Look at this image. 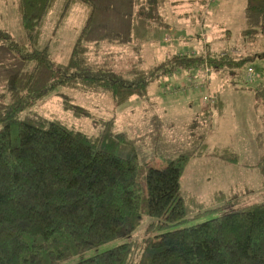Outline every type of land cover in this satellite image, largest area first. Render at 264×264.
I'll return each mask as SVG.
<instances>
[{
	"label": "trees",
	"instance_id": "obj_1",
	"mask_svg": "<svg viewBox=\"0 0 264 264\" xmlns=\"http://www.w3.org/2000/svg\"><path fill=\"white\" fill-rule=\"evenodd\" d=\"M124 1L18 0L23 37L15 40L0 29L4 47L0 68L14 61L22 64L21 71L1 79L8 104L0 113V264H63L79 257L83 258L73 264H264V201L186 226L191 209L180 188L194 158L211 153L238 162L231 147L210 150L206 124L212 114L221 117L227 112L219 83L229 72L236 76L235 70L247 65L245 83L259 80L253 61L264 60V42H260L264 0H246L243 28L244 42H260L262 51L230 54L206 42L199 54H169L146 69L140 65L141 39L136 42L123 35L133 25L128 29L112 26L115 20L125 21L128 9L117 7ZM164 1L131 0L136 4L134 21H147L153 29ZM77 6L84 9L86 22L67 61L57 62L52 53L58 43L53 40ZM54 19L50 37L41 44L47 22ZM104 23L111 33L101 31L99 26ZM224 34L230 40L231 31ZM124 46L133 47L138 56ZM2 50L6 51L3 56ZM182 70L205 71L206 78L195 76L200 81L193 83L194 88L211 86L210 76L217 72V89L209 86V95L202 101L207 107L194 120L169 126L174 134L166 136L165 143L158 136L156 146L163 145L164 151H155L152 160L160 158L165 165L147 168L145 177L142 168L152 160L141 159L135 139L114 130L113 120L98 134L88 136L58 119L27 118L59 89L99 92L121 107L145 95L152 81ZM261 94L264 103V87ZM64 102V108L74 115H84L81 106ZM21 113L26 119L20 118ZM257 141L261 144L263 132ZM256 167L264 177V157ZM148 219L153 220L149 227L159 225L161 233L146 244L136 261V251L143 244L136 239L87 256L133 235Z\"/></svg>",
	"mask_w": 264,
	"mask_h": 264
},
{
	"label": "rangeland",
	"instance_id": "obj_2",
	"mask_svg": "<svg viewBox=\"0 0 264 264\" xmlns=\"http://www.w3.org/2000/svg\"><path fill=\"white\" fill-rule=\"evenodd\" d=\"M135 6L136 4L131 0L118 3L117 7L128 9L125 12L128 14L124 13L125 21L115 20V24L113 23L112 26L128 29L133 25V29L123 35L132 37L136 42L140 38L143 42L140 65L145 69L164 60L169 54H190L191 52L199 54L203 51L206 42L210 43L214 49L232 51L230 54L262 51L260 49L263 47L261 45L264 42L263 34L260 38L261 43L244 42L246 40L243 36L246 0H165L163 4H160L153 29L149 28L147 21L146 23L134 21ZM86 19L87 15L83 8L77 6L71 10L69 18L53 40L58 43L56 46L54 44L55 49L53 46L52 53L57 62L67 61ZM54 25L55 19L49 24L47 22V30L41 44L48 40ZM99 27L102 32L111 33L107 30V23L101 24ZM0 29L9 32L15 40L23 37L24 31L20 21L18 0H0ZM228 29L232 33L231 38L229 37L230 40H226L224 34V31ZM107 37L114 38L115 36L107 34ZM252 37V39L255 38V36ZM256 40L259 41V38ZM124 47L127 52H130L128 49L131 48L130 54L138 56L133 47ZM0 49H4V47L0 45ZM5 53L6 51L2 50V56ZM253 62L258 70L259 80L252 84L245 83L243 74L247 65L235 70L236 76L229 72L227 79L223 83H219L222 85L219 88L224 91V99H227V112L225 111L224 116L221 117L212 114L206 124L210 150L215 147H231L238 162L225 161L211 156V153L190 160L180 186L182 196L191 209L186 226L203 223L223 213L264 201V177L256 167L260 158L264 157V118L258 121L256 116L253 118L254 113L244 114L239 110L243 106L242 102L252 99L251 104L255 103V107L262 109L264 114L263 95L261 94V97L258 95V92L264 87V60L257 59ZM14 63L12 66L0 68V113L8 104L1 79L15 70H22V64L17 61ZM3 68L4 70H2ZM25 68L28 70V65ZM195 76L204 79L206 73L205 71L198 72V70H182L160 80H154L150 83L145 95L133 97L130 102L121 107H115L109 98L100 95L99 92L94 95L85 91L78 93L69 88H63L36 105L34 111L27 118L32 117L34 120L42 117L58 119L69 127L83 131L88 136L98 134L106 122L113 120L114 130L126 132L132 136L140 149L141 159L150 161L154 157L155 151H164L163 145L156 146L158 136H161L162 142L165 143L164 138L168 135L170 138L174 134L169 126L173 124L185 125L194 120L202 108V101L209 95L210 85H204L201 88L193 87L195 81H200L195 79ZM210 77L213 79L210 89L216 90L215 87L218 84L215 79L219 77L217 72H213ZM230 87L234 90L238 89V91L235 92ZM68 100L81 106L85 110L84 115L76 116L72 110L64 108L66 105L64 101ZM20 118L26 119L24 113L20 114ZM254 122L260 123L259 132H263L261 144L255 135L258 125ZM162 165H165L163 160L154 158L148 166H143L142 176L145 177L147 168H158ZM152 221L148 219L143 226L132 233L133 235L107 243L89 252L87 256L112 249L124 241L136 239L143 242L133 259L136 261L146 244L161 233L157 231L160 229L159 225L154 228L149 227ZM82 258L79 257L63 264H73Z\"/></svg>",
	"mask_w": 264,
	"mask_h": 264
},
{
	"label": "crops",
	"instance_id": "obj_3",
	"mask_svg": "<svg viewBox=\"0 0 264 264\" xmlns=\"http://www.w3.org/2000/svg\"><path fill=\"white\" fill-rule=\"evenodd\" d=\"M251 100L252 99H249L248 101L246 100L245 102H242L241 104L243 106H241V108L239 109L240 112L246 114V113H250V114H253L254 113V116L253 118L256 116L257 120L258 121H261V119L263 118V113H262V109L260 108H256L255 107V103L251 104ZM239 106V105H238ZM204 107H207L206 104H202V108L200 109V111H202L203 109H205ZM262 108V107H261ZM264 108V107H263ZM256 125H258V128L255 129V135H256V138L261 134V132H259L260 130V123L259 122H254ZM259 132V133H258ZM258 133V134H257ZM208 155V154H206Z\"/></svg>",
	"mask_w": 264,
	"mask_h": 264
},
{
	"label": "built area",
	"instance_id": "obj_4",
	"mask_svg": "<svg viewBox=\"0 0 264 264\" xmlns=\"http://www.w3.org/2000/svg\"><path fill=\"white\" fill-rule=\"evenodd\" d=\"M248 76H251V75H248Z\"/></svg>",
	"mask_w": 264,
	"mask_h": 264
}]
</instances>
